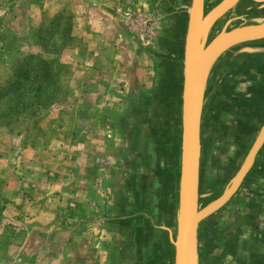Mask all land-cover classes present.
Wrapping results in <instances>:
<instances>
[{
  "label": "rangeland",
  "instance_id": "1",
  "mask_svg": "<svg viewBox=\"0 0 264 264\" xmlns=\"http://www.w3.org/2000/svg\"><path fill=\"white\" fill-rule=\"evenodd\" d=\"M134 2L0 0V264H109L113 236L93 222L92 214L109 208L116 195L120 131L130 88L113 89L121 67L111 44L121 33L132 35L122 16L128 7L155 19L146 0ZM93 151L94 168L106 165L102 182L84 158ZM78 154L85 165L78 164ZM36 161L49 166L50 186L61 191L73 182V169L81 167L85 173L71 193L83 185L77 200L98 192L103 201L95 198L78 206V215L65 218L60 227L45 214L35 220L17 218L11 197L36 198L24 186ZM85 208L90 223L83 224L79 215ZM91 224L97 232L76 256L70 250L77 241L66 231L82 225L87 230ZM98 248L92 259L91 249Z\"/></svg>",
  "mask_w": 264,
  "mask_h": 264
},
{
  "label": "water",
  "instance_id": "2",
  "mask_svg": "<svg viewBox=\"0 0 264 264\" xmlns=\"http://www.w3.org/2000/svg\"><path fill=\"white\" fill-rule=\"evenodd\" d=\"M147 2L158 11L159 21L151 53V173L136 188L128 185L92 220L123 242L111 264H199V244L214 232L219 214L264 159V61L246 59L249 51L264 54V43L245 45L243 24L264 20V12L252 17L244 8L264 5V0ZM166 20L169 28L163 24ZM235 67L261 71L256 70L261 89L251 106L256 123L221 177L205 181L207 133L216 118L211 110L217 97L227 92ZM146 183L151 185L149 199L141 194ZM137 247L143 249L144 261L137 260Z\"/></svg>",
  "mask_w": 264,
  "mask_h": 264
},
{
  "label": "flooded vegetation",
  "instance_id": "3",
  "mask_svg": "<svg viewBox=\"0 0 264 264\" xmlns=\"http://www.w3.org/2000/svg\"><path fill=\"white\" fill-rule=\"evenodd\" d=\"M244 8L250 10L252 17L264 12L262 4H250ZM157 12L154 11L156 19ZM163 24L169 28L168 20ZM243 24L248 34L244 37L245 45L264 43V35H261L264 33V20H247ZM155 43L154 39L152 47ZM246 59L249 62L252 59L263 62L264 54L249 51ZM256 70L252 67L243 70L233 68L227 92L219 95L214 103L211 113L216 118L207 133L205 181L221 177L230 159L239 146L246 142L249 131L255 126L251 106L257 91L261 89L257 73L261 71ZM153 78L152 75L150 84H136L129 91L120 131L121 148L116 164L118 175L114 200L128 189V185L136 188L151 173L149 139L153 114L149 101ZM202 160L203 155L200 154L199 161ZM148 193H151V185L146 183L141 194L149 199ZM112 236L114 247L110 252L109 264L112 263L113 252L118 251L119 254L123 245L113 232ZM198 250L199 264H264V159L246 187L219 214L214 232L199 244ZM136 258L145 260V253L140 247L136 249ZM122 262L119 260V263Z\"/></svg>",
  "mask_w": 264,
  "mask_h": 264
},
{
  "label": "crops",
  "instance_id": "4",
  "mask_svg": "<svg viewBox=\"0 0 264 264\" xmlns=\"http://www.w3.org/2000/svg\"><path fill=\"white\" fill-rule=\"evenodd\" d=\"M136 1L138 2L140 0H135L134 4H136ZM115 40L117 41H114L116 43L111 44V47L113 48L111 50L116 51L115 59L119 60V65L121 68H120V73L117 74V77H115L116 86H114L113 88L114 91L117 90V87L119 91H122L123 89H126V87L129 85L130 86L129 91H130L132 87L136 84L139 85L150 84L152 80L151 77L154 72V61H153V57L151 56L152 42H150V39L145 38L140 34L127 35L125 33H121V35H119V37H117V39ZM114 44H116L115 45L116 47H114ZM96 152L93 151L92 152L93 156L86 155L84 156V158L85 160L91 162L89 163L90 168H92V171L94 170L95 172H97L96 174L100 175L98 181L102 182L104 180L103 174L106 173L107 170H106V165L104 163L95 166L96 169L94 168L93 162L96 160L95 159ZM98 152L102 154L105 151H98ZM78 156L80 157V161L78 164H84L81 161L83 160V156L81 157L80 154H78ZM78 156H77V160L79 159ZM31 167L33 168V171L31 170L28 171L27 176L30 179H28L27 182L26 181L24 182V186H26L28 190L31 192L32 197H36V198L35 199L30 198L29 200H26V198L24 199L21 194H18L15 197H11L12 200H16V204H17L16 206H14L16 208L14 214L17 216V218L23 217V218H19L21 220H35L37 218H43L42 215L45 214L49 217L52 216L53 218H55L56 220L55 223H57V225L59 223V227H60L62 221L65 218L70 216L75 217V215L77 214L76 212L79 209L78 206L86 207V205H89L88 203H90L95 198L98 202L103 201L102 198L103 195H99L98 192L96 193L94 192L93 195L88 199L86 198V196H84V199L77 200L76 196L78 195V192L83 193V187H84L83 185H81L82 187H79L81 188V190L80 189L78 191L74 190V193L73 194L71 193V189L72 188L74 189L73 185L76 182L79 183V181H81L82 179L81 178L82 174L85 173L83 170H81V167H79L77 171L73 169V172H71L70 174L73 182H71L70 187L63 189L62 191L60 186L59 187H55V185L53 187L50 186L51 185V181L49 179L50 169L48 165L35 163ZM32 173L34 174L32 175ZM36 177L39 180H37ZM52 190H56V193L49 194ZM77 201H80V203ZM86 210L87 209L85 208V210L82 211V215H79V221L83 222V224L84 222H89L86 221L87 220L85 216ZM92 212L94 211L92 210ZM92 215L94 216L95 213H93ZM33 224L35 225V223ZM43 228H48V227H43ZM69 228L74 229L75 227L69 226ZM93 232H97V229L92 224H91V228L87 230L85 227H83V225L79 226L74 231L67 230L66 231L67 235L71 236L72 240L77 241V243L73 244L74 246L71 247L73 248V251L71 248H69V250L71 249L70 251L76 254V256L80 255L84 251V248L86 247L85 246L86 240L88 239L90 234L92 235ZM109 232L112 234L111 231ZM99 245L100 243L98 244V246ZM17 248H19L20 252H22L21 249L22 247L18 245ZM91 251L93 252L92 259L94 258V256H96L95 254L96 252L98 253L100 252L99 248L96 251H94V249H91Z\"/></svg>",
  "mask_w": 264,
  "mask_h": 264
},
{
  "label": "built area",
  "instance_id": "5",
  "mask_svg": "<svg viewBox=\"0 0 264 264\" xmlns=\"http://www.w3.org/2000/svg\"><path fill=\"white\" fill-rule=\"evenodd\" d=\"M124 11L126 8H120ZM124 24L129 33L140 34L145 38L152 39L157 29V19L153 18L149 13H145L139 9L127 8L124 11Z\"/></svg>",
  "mask_w": 264,
  "mask_h": 264
}]
</instances>
